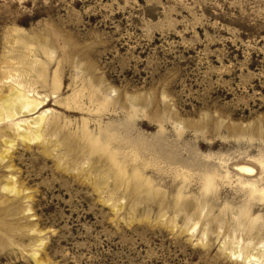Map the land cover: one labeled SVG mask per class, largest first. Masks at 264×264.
<instances>
[{"label":"rangeland","instance_id":"obj_1","mask_svg":"<svg viewBox=\"0 0 264 264\" xmlns=\"http://www.w3.org/2000/svg\"><path fill=\"white\" fill-rule=\"evenodd\" d=\"M5 61L0 264H264V0H0Z\"/></svg>","mask_w":264,"mask_h":264},{"label":"bare ground","instance_id":"obj_2","mask_svg":"<svg viewBox=\"0 0 264 264\" xmlns=\"http://www.w3.org/2000/svg\"><path fill=\"white\" fill-rule=\"evenodd\" d=\"M20 62L21 61H19V63ZM5 66H6V68H9L10 70L12 69L13 73L11 71L7 70V73L5 72L6 75L4 74L3 78H5L6 80L10 79L9 81L13 82L14 84H8V89H7L5 94L0 93L1 94L0 95V121L10 120V119L13 120L18 115H26V114L32 113V112L36 111L44 103L43 99L38 98L39 94L36 91L37 88L35 89L32 85V83H35V82L31 81V79H29V78L27 79L28 74L26 75V73L22 69H20L19 67H14L15 65L13 63H8V65H7V62H6ZM2 71H4V70H2ZM28 72L30 73V71H28ZM4 88H5V86H4ZM51 89H53V88H51ZM53 93H55V92H53ZM46 96L47 95H45V97ZM44 122H45V114H41L38 117L26 122V123H28L27 127L26 128L23 127L24 131L23 130H22L23 132L19 131V133L22 136V138H25L26 140L27 139L29 141L31 139H33V140L38 139L39 140L41 137H43L42 135H43V123ZM21 124H22L21 122L15 123L17 128H21V126H22ZM5 140H7V139L5 138ZM12 140H14V139H12ZM12 144H10V145L12 146ZM2 157H3V155H2ZM5 189H6V187H5ZM7 190L13 192L14 188H7Z\"/></svg>","mask_w":264,"mask_h":264}]
</instances>
